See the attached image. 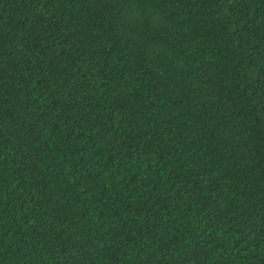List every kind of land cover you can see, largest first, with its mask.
<instances>
[{
    "label": "trees",
    "instance_id": "16d2710c",
    "mask_svg": "<svg viewBox=\"0 0 264 264\" xmlns=\"http://www.w3.org/2000/svg\"><path fill=\"white\" fill-rule=\"evenodd\" d=\"M0 264H264V0H0Z\"/></svg>",
    "mask_w": 264,
    "mask_h": 264
}]
</instances>
